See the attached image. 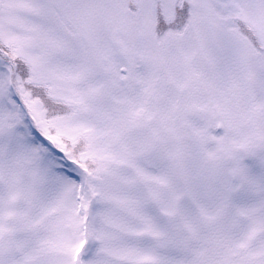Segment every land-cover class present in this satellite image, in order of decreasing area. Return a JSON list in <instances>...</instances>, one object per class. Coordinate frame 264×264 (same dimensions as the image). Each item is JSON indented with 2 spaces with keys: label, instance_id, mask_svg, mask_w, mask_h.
Here are the masks:
<instances>
[{
  "label": "snow or ice",
  "instance_id": "obj_1",
  "mask_svg": "<svg viewBox=\"0 0 264 264\" xmlns=\"http://www.w3.org/2000/svg\"><path fill=\"white\" fill-rule=\"evenodd\" d=\"M0 264H264V0H0Z\"/></svg>",
  "mask_w": 264,
  "mask_h": 264
}]
</instances>
